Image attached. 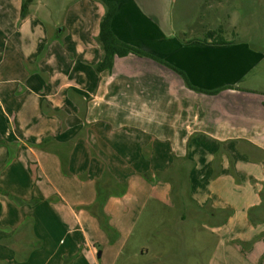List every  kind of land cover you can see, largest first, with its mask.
<instances>
[{
    "label": "crops",
    "instance_id": "crops-1",
    "mask_svg": "<svg viewBox=\"0 0 264 264\" xmlns=\"http://www.w3.org/2000/svg\"><path fill=\"white\" fill-rule=\"evenodd\" d=\"M108 1L148 57L97 72L102 3L30 0L21 18L0 0V264H102L150 209L185 260L172 212L208 244L200 264H264V51L205 22L225 0H196L192 22L190 0Z\"/></svg>",
    "mask_w": 264,
    "mask_h": 264
},
{
    "label": "rangeland",
    "instance_id": "rangeland-1",
    "mask_svg": "<svg viewBox=\"0 0 264 264\" xmlns=\"http://www.w3.org/2000/svg\"><path fill=\"white\" fill-rule=\"evenodd\" d=\"M181 1V0H179ZM191 6H186L189 11L183 13V19H190V21H196L202 11L200 6L197 5L196 0H190ZM180 3V2H179ZM217 17L210 16L209 14L205 18V22L211 23L217 27V21L226 28V39L242 40L250 42L254 48H258L264 51V0H225L223 6L219 7ZM209 10L208 12H210ZM175 17L177 13L174 12ZM217 21H216V20ZM219 24V25H220ZM209 28H212L209 26ZM232 32L234 36L232 37ZM175 174H166L164 178H173L174 191L172 198L176 199L181 196V184L179 180L175 179ZM186 194V192H185ZM102 208V207H101ZM151 209L146 211V215L140 219V222L136 224L135 231L132 238L127 242L126 248L115 252L113 250V256L107 257V251L102 259V264H200L201 261L207 258L208 244L201 238L197 231L193 230L194 224L185 223L179 220L178 214L172 212L167 224L168 230L176 231L182 238L179 240V244H184V247H193L194 255H188L187 260L184 258L183 248L180 249L176 238L162 239L160 237V223L149 222L151 217ZM175 215V217H174ZM164 216V214L162 215ZM168 219V217L166 216ZM174 219V220H173ZM103 226V224L101 225ZM203 241V242H202ZM160 244L156 247V243ZM163 242V243H162ZM202 242V243H201ZM199 243H201L204 249L203 254H199L197 257L195 249ZM176 244V245H175ZM116 246V245H115ZM114 246V247H115ZM181 247V246H180ZM137 248V249H136ZM145 248L148 249V253L141 254L140 251ZM161 251V253H160ZM99 262V261H98ZM201 264H204L203 262Z\"/></svg>",
    "mask_w": 264,
    "mask_h": 264
},
{
    "label": "trees",
    "instance_id": "trees-1",
    "mask_svg": "<svg viewBox=\"0 0 264 264\" xmlns=\"http://www.w3.org/2000/svg\"><path fill=\"white\" fill-rule=\"evenodd\" d=\"M102 3L105 7V14L103 15L100 22V31L98 35V41L101 45L103 51V57L101 61L96 65L95 69L97 72L112 70L115 58H123L128 55H135L140 57H148V54L145 52L132 47L122 41H120L111 30V23L116 14L117 6L114 2L108 0H97ZM30 0H23L21 7V18L26 17L28 14V4ZM212 35L209 33V36L205 39L211 38ZM194 44L203 45L204 43L193 41ZM227 44V43H222Z\"/></svg>",
    "mask_w": 264,
    "mask_h": 264
}]
</instances>
